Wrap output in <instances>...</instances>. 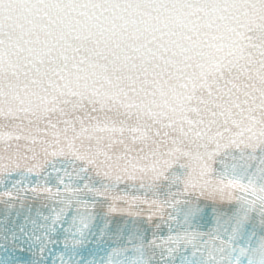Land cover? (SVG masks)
Masks as SVG:
<instances>
[{"label": "snow or ice", "instance_id": "1", "mask_svg": "<svg viewBox=\"0 0 264 264\" xmlns=\"http://www.w3.org/2000/svg\"><path fill=\"white\" fill-rule=\"evenodd\" d=\"M0 264H264V0H0Z\"/></svg>", "mask_w": 264, "mask_h": 264}]
</instances>
